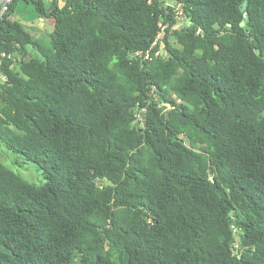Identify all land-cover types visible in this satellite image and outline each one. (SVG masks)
<instances>
[{
    "label": "trees",
    "instance_id": "1",
    "mask_svg": "<svg viewBox=\"0 0 264 264\" xmlns=\"http://www.w3.org/2000/svg\"><path fill=\"white\" fill-rule=\"evenodd\" d=\"M24 1L50 45L0 19V144L45 182L0 161V264H264V0Z\"/></svg>",
    "mask_w": 264,
    "mask_h": 264
},
{
    "label": "rangeland",
    "instance_id": "2",
    "mask_svg": "<svg viewBox=\"0 0 264 264\" xmlns=\"http://www.w3.org/2000/svg\"><path fill=\"white\" fill-rule=\"evenodd\" d=\"M165 4H170L169 0H164ZM34 4L31 2H26L24 0H18L16 3V16L19 17L20 22L23 24L25 29L29 32L31 40L41 46L48 47L49 44V32L45 31L43 27L40 26L39 16L34 10ZM187 22L185 18L178 15L175 19V23L171 27V32L173 30L179 31V29L186 26ZM48 34V35H47ZM170 42H175V37L171 34ZM29 53L36 55V51L32 46L27 47ZM0 161L9 169L17 173L25 181L35 185L40 186L45 182V178L41 171L36 167V165L29 161H24L22 157L18 154L12 153L6 150L0 144Z\"/></svg>",
    "mask_w": 264,
    "mask_h": 264
},
{
    "label": "built area",
    "instance_id": "3",
    "mask_svg": "<svg viewBox=\"0 0 264 264\" xmlns=\"http://www.w3.org/2000/svg\"><path fill=\"white\" fill-rule=\"evenodd\" d=\"M13 0H0V19L1 18H5L7 20H11L13 19L12 15L9 13V6L12 3ZM177 16L180 15L179 11H176ZM164 31V25L160 24V32L159 34H162V32ZM155 46V42L153 43V47ZM163 44L160 43L156 48L152 49V50H146V51H138L135 54L137 56H139L141 59L143 60H149L153 57H157V56H164L165 52L162 48ZM5 56L4 53L0 54V81H4L6 79V76L2 73L1 71V66L3 63V57ZM151 93L155 96V98L157 97L156 92L154 91V89L152 88ZM159 105H166L169 108V105L167 103H159ZM144 109H138L135 113V119L133 121V123H137L139 126H142L143 123V112Z\"/></svg>",
    "mask_w": 264,
    "mask_h": 264
},
{
    "label": "crops",
    "instance_id": "4",
    "mask_svg": "<svg viewBox=\"0 0 264 264\" xmlns=\"http://www.w3.org/2000/svg\"><path fill=\"white\" fill-rule=\"evenodd\" d=\"M52 1H53V0H42V3H43V7H44V9L47 10V9L51 6ZM63 1H64V0H56V2H57L59 5L62 4ZM15 7H16V5H15ZM15 7H14V12H13V14H11V15H12L13 18H19L18 16H16V9H15ZM39 22H40V26L43 27V29H44L45 31H49V30L51 29V23H50V21H48V20H46V19H43L42 17H39ZM48 26H49V27H48ZM48 34H49V33H48ZM48 34H47V35H48ZM48 36H49V35H48Z\"/></svg>",
    "mask_w": 264,
    "mask_h": 264
},
{
    "label": "water",
    "instance_id": "5",
    "mask_svg": "<svg viewBox=\"0 0 264 264\" xmlns=\"http://www.w3.org/2000/svg\"><path fill=\"white\" fill-rule=\"evenodd\" d=\"M246 4H247V1H246V0H243V1L241 2L240 7H239L240 11L243 12V15H244V16H245V8H246ZM243 25H244V21H241V22H240V26H243ZM228 26H230V25H228ZM48 27H49V26H48Z\"/></svg>",
    "mask_w": 264,
    "mask_h": 264
}]
</instances>
